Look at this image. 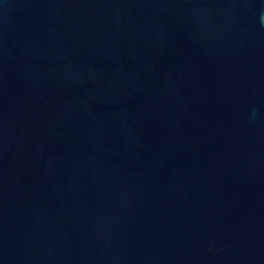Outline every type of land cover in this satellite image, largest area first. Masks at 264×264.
I'll use <instances>...</instances> for the list:
<instances>
[{
    "label": "water",
    "instance_id": "obj_1",
    "mask_svg": "<svg viewBox=\"0 0 264 264\" xmlns=\"http://www.w3.org/2000/svg\"><path fill=\"white\" fill-rule=\"evenodd\" d=\"M0 264H264V0H0Z\"/></svg>",
    "mask_w": 264,
    "mask_h": 264
}]
</instances>
